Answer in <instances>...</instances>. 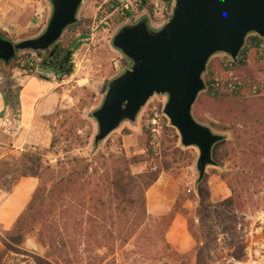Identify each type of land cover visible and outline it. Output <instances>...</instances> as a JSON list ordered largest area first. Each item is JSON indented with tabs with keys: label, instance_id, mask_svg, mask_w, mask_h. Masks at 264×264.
<instances>
[{
	"label": "rangeland",
	"instance_id": "1",
	"mask_svg": "<svg viewBox=\"0 0 264 264\" xmlns=\"http://www.w3.org/2000/svg\"><path fill=\"white\" fill-rule=\"evenodd\" d=\"M103 1L84 0L77 13L78 22L64 30L56 42L72 53L71 68L62 77L64 100L51 116V146L26 148L0 159V189L5 191L21 177V172L30 173V166L34 170L42 166L46 186H49L50 170L43 169L45 165L54 171L61 167L58 174L62 177L87 165L86 173L68 185L67 193L57 203L60 245L48 248L38 241L34 229L25 232L14 249L6 248L1 243L4 229L0 227V264H191L193 261L189 259L176 262L167 256L171 250L188 254L192 248L180 251L171 245L167 251L161 243L166 235L163 213L153 208L166 209L178 191L195 194L184 201L183 206L189 210L198 233L203 232L201 245L203 254H208V264H264V154L258 152L264 151V92L239 97L222 90L207 92L206 88L198 93L192 105L194 118L214 132L226 135L213 148L215 165L206 167L200 181H197L195 169L198 151L180 145L177 130L162 112L164 95H153L142 107L135 123L122 122L94 146L96 123L89 112L101 103L107 81L128 66V61L111 45L112 36L123 23L112 22L107 33L92 29L95 11ZM2 3L0 31L12 42L35 36L45 27L50 14L48 0H4ZM163 23L156 27L150 25L157 28ZM46 53L21 50L9 64L0 61V86L9 97L15 95L16 79L26 73H35ZM225 58L221 53L212 55L202 77L221 74L220 62ZM235 71L255 84L264 80V75L252 62L235 67ZM256 118L261 126L256 125ZM244 120L245 127L240 125ZM232 124L234 129L230 128ZM217 125H225L227 129L221 130ZM256 128L253 141H262L256 148L258 154L254 156L249 148H240L244 155L240 153L234 158L230 152L232 140L243 130L253 133ZM175 149L182 153H175ZM227 152L229 154L225 155ZM132 158L139 161L131 163ZM164 164H168L167 170H163ZM118 168H127L133 176L160 171L159 181L144 191L145 215H141L139 207L115 208L111 181ZM90 180L92 188L99 190L106 201L102 208L88 209L85 196L88 186L83 191L80 186ZM136 181L131 183L130 194L139 198L143 190L135 187ZM204 192L211 206L226 208L212 220V233L207 238V228L201 227L195 216ZM229 199H235L236 205H230ZM177 215L183 218L187 228L186 218ZM53 250L60 253L59 258L50 255Z\"/></svg>",
	"mask_w": 264,
	"mask_h": 264
},
{
	"label": "water",
	"instance_id": "2",
	"mask_svg": "<svg viewBox=\"0 0 264 264\" xmlns=\"http://www.w3.org/2000/svg\"><path fill=\"white\" fill-rule=\"evenodd\" d=\"M83 1L48 0L50 14L40 33L16 42L0 35V60L9 61L21 50L46 53L78 22ZM251 33L264 37V0H175L170 17L157 28L146 15L123 23L111 45L128 66L107 81L101 103L89 112L96 123L93 145L122 122L135 123L153 95H164L162 112L177 130L180 145L198 151L195 169L200 181L206 167L215 165V144L226 138L192 114L198 93L206 89L202 74L214 54L236 61Z\"/></svg>",
	"mask_w": 264,
	"mask_h": 264
},
{
	"label": "trees",
	"instance_id": "3",
	"mask_svg": "<svg viewBox=\"0 0 264 264\" xmlns=\"http://www.w3.org/2000/svg\"><path fill=\"white\" fill-rule=\"evenodd\" d=\"M0 35H5L0 31ZM83 35H87L86 33H83ZM72 50L69 48H65L63 46H59L58 44H54L52 46V49L49 50L45 56L41 60V66L50 67L52 69H55L57 71V74L60 78L67 75V72L64 71V67L71 68V65L69 64L70 57H71ZM242 54V52H241ZM62 55L64 57L63 63L62 61ZM12 59V58H11ZM2 61L4 64H9L11 61ZM63 64V68H59L60 64ZM240 65H243V62H241L240 59H238L235 62V66L238 67ZM29 68V67H28ZM31 69L33 70L34 67L31 66ZM241 77L245 78L246 76H243L239 74ZM204 81L206 83L207 92H213L214 89L211 88V78L205 77ZM196 119V117H195ZM198 122L202 123L198 119H196ZM256 125L261 126L262 123L260 121H257L258 119H255ZM254 123V122H253ZM204 125H207L205 123H202ZM238 125V124H237ZM241 126L247 125V122L244 120ZM208 126V125H207ZM220 128L221 130L227 129V126H216ZM253 128V126H250ZM230 128H235V125H231ZM246 129V128H244ZM254 129V128H253ZM258 129L256 128L253 133L252 131L243 130L238 134L236 139L232 140V147L230 149V152L233 153V157H238L240 153L244 155L242 150L240 151V148H249L250 154L252 153L254 156L255 154H264V151H258V146H261V140H254L253 141V134ZM243 136V137H242ZM247 136H250L247 138ZM52 138L50 140L49 147L52 144ZM48 147V148H49ZM263 147V146H262ZM47 148V149H48ZM150 148V146H149ZM258 151V152H257ZM174 152L182 153L180 150H174ZM229 152H227L225 155H228ZM82 159V158H81ZM80 160V159H79ZM78 160V161H79ZM139 160L137 158H132L131 163H136ZM168 164H164L163 170H167ZM31 170L30 173L21 172V176H35L38 178V184L36 185L34 191L32 192L29 201L26 205V207L22 210V212L17 216L15 219L12 227L8 230H4V236L1 237V242L6 248L14 249L15 246L19 245V239L20 237L27 232L28 230H36L37 231V239L40 243L48 246V248H55L56 244L60 245L59 239H61V231H60V224L58 220H56L58 211L57 208L59 205H57L58 202H61L63 199V195L67 193V187L69 184H72L76 181V179H81L82 174H85L88 170L87 165L84 166V168L79 169H73L67 176H60L58 172L62 169L61 167L58 168L56 171L53 169H50L49 165H45L43 169L50 170V177L48 178V181H51L49 186H46V182L44 180L43 171H41L42 166L39 167V170H34L33 166H30L29 168ZM81 169V170H80ZM160 174V171L152 172L148 171L146 173L133 176L128 172L127 168H118L113 173V179L111 181V189L113 199L116 200L115 208L119 209V207L123 206L124 208L133 209L134 207H139L141 209V215L146 214V199L144 191L147 190L158 178ZM59 175V176H58ZM137 180V181H136ZM136 181L135 187H140L143 190V193H141V196L139 198L133 197L131 193V187L133 184L132 182ZM85 186H88L87 189H85ZM95 186L98 188L99 184H95ZM81 191L85 189V196L87 198L88 202V209H95L97 207H104L106 204V201L102 199L101 194H99V190L96 188H92V182L87 181L86 184L83 183V186H80ZM69 193V192H68ZM234 196L235 191L233 190ZM194 192L190 194V192H179L177 193L175 200L171 206V208L167 211V213H164L162 215V220L165 221V230L169 227L171 221L175 217V215L180 214L186 218V227L190 234V236L194 239V246L190 250L188 254H180L176 250H171L167 254V256H170L173 258L176 262H179V259H189L193 261L191 264H208L206 261L207 255H204V250L202 249V234L203 232L200 230V233H198V230L195 228L194 219L189 217V210L183 206L184 201L191 199L194 196ZM208 194L206 192L202 193V196H200V206L199 209H197L195 216L197 220L200 222L201 227L207 228V234L205 237H209V235L212 233V220L219 217V215L222 214L223 211L226 210V208L221 207V205L218 206H211L207 199ZM230 205L235 206L236 202L235 199H229ZM211 207L213 209L211 210ZM135 213V210H134ZM162 245L167 249V251L170 249V244L166 240L165 237L161 239ZM202 244V245H201ZM50 255H53L56 258H59L60 253L56 251H52ZM178 264H183L182 262Z\"/></svg>",
	"mask_w": 264,
	"mask_h": 264
},
{
	"label": "crops",
	"instance_id": "4",
	"mask_svg": "<svg viewBox=\"0 0 264 264\" xmlns=\"http://www.w3.org/2000/svg\"><path fill=\"white\" fill-rule=\"evenodd\" d=\"M4 0H0V6ZM63 78L55 79L26 73L16 79V91L13 97L0 86V159L9 153H20L26 148L43 149L51 140V116L58 108L65 95ZM6 106H9L6 108ZM17 114L19 130L15 135L6 132V116ZM159 177L155 183L159 181ZM38 184L35 176H21L12 187L5 191L0 189V227L8 230L17 216L26 207L29 198ZM155 208L158 213H166L172 206ZM149 206V205H148ZM168 209V210H167ZM184 226L183 218L175 215L166 230V239L170 245L180 251L194 246V239ZM2 243V242H1Z\"/></svg>",
	"mask_w": 264,
	"mask_h": 264
},
{
	"label": "built area",
	"instance_id": "5",
	"mask_svg": "<svg viewBox=\"0 0 264 264\" xmlns=\"http://www.w3.org/2000/svg\"><path fill=\"white\" fill-rule=\"evenodd\" d=\"M175 0H104L94 14L92 29L95 31L108 32L114 21L121 23L132 22L142 15H146L152 26L165 22L172 13ZM242 52V54H241ZM225 55V54H224ZM221 59V74H215L211 78V88L222 90L239 97H251L264 92V80L255 84L250 78H243L235 71V62H252L256 65L258 72L264 75V37L251 33L245 38V42L238 54L237 60L225 55ZM35 74L57 78L59 75L55 69L38 65ZM9 106H6L8 108ZM5 130L15 135L20 126L17 114L12 117L7 114Z\"/></svg>",
	"mask_w": 264,
	"mask_h": 264
},
{
	"label": "flooded vegetation",
	"instance_id": "6",
	"mask_svg": "<svg viewBox=\"0 0 264 264\" xmlns=\"http://www.w3.org/2000/svg\"><path fill=\"white\" fill-rule=\"evenodd\" d=\"M63 59H64V57H63V55H62V61H61L62 63H63ZM62 68H63V64H62ZM66 70H69V68L64 67V71H65V72H67Z\"/></svg>",
	"mask_w": 264,
	"mask_h": 264
}]
</instances>
